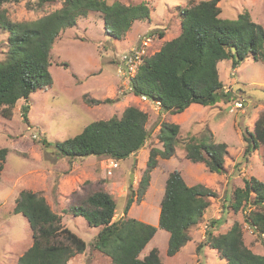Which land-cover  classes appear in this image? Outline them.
<instances>
[{
  "label": "rangeland",
  "instance_id": "rangeland-1",
  "mask_svg": "<svg viewBox=\"0 0 264 264\" xmlns=\"http://www.w3.org/2000/svg\"><path fill=\"white\" fill-rule=\"evenodd\" d=\"M119 1L125 4L147 1L151 17L135 21L125 36L117 39L106 31L100 12L80 16L76 25L63 29L54 42L50 66L53 84L33 92L28 101L19 99L10 118L0 113V149L7 148L0 172V264H17L33 243L27 218L14 213L22 190L31 189L44 195L52 209L62 214L63 222L90 245L68 264H113L110 256V261L98 258V255L102 257L97 253L99 250L94 251L91 246L101 227L90 226L83 216L67 210L88 194L103 189L117 204L114 219L135 217L157 226L166 180L175 169L181 171L188 184L202 183L218 195L210 199L202 220L191 229V240L175 255L167 253L169 232L158 227L140 257L157 247L163 264H226L217 250L208 246L197 250L208 224L215 218H222V223L212 228L215 234L226 232L238 221L246 245L264 254V233L260 234L246 221L249 209L235 211L231 207L233 191L244 186V178L264 181V145L247 158L244 156V135L254 129L255 120L264 111V61L249 56L235 69L231 60L223 61L219 73L225 91L232 93L229 99L207 106L194 103L174 115L163 112L160 102L143 100L133 92L128 78L121 72L120 57L132 47H144L146 57L153 55L165 41L179 35L180 10L201 0ZM218 4L224 17L236 18L238 12L248 10L264 26V0H219ZM61 6V1L39 4L38 0H19L5 2L1 8L11 20L28 21ZM161 30L165 31L164 37L159 35ZM7 39V30L0 26V61L7 56ZM26 104L30 106L29 122L22 115V106ZM130 105L148 113L146 125L151 135L138 152L114 162L96 155L70 158L58 151V142L79 134L94 120L121 116ZM162 121L180 125L179 144L170 158L159 157L146 193L140 200L135 199L125 212L129 197L137 191L143 177L151 148L163 147L158 137ZM206 131L216 141L228 144L224 173L213 172L203 162H192L186 157L185 139ZM132 172L133 188L130 187Z\"/></svg>",
  "mask_w": 264,
  "mask_h": 264
},
{
  "label": "trees",
  "instance_id": "trees-1",
  "mask_svg": "<svg viewBox=\"0 0 264 264\" xmlns=\"http://www.w3.org/2000/svg\"><path fill=\"white\" fill-rule=\"evenodd\" d=\"M9 1L19 0H0V26L8 32L7 56L0 61V113L8 118L19 99L28 101L33 92L53 84L50 66L54 42L63 29L76 25L80 16L100 12L106 31L117 39L123 38L135 21L151 17L147 1L125 4L119 0L112 3L38 0L39 4L61 1L62 6L35 20L14 21L1 8ZM218 2L201 0L180 10L179 35L165 41L153 55L144 56L143 64L131 78L136 95L159 101L162 111L172 115L182 113L194 103L214 105L232 96L229 90L225 91L220 78V61L231 60L233 69L249 56L264 61V26L248 10L236 18L222 16ZM159 35L164 37L165 31L161 30ZM29 109V104L22 106L25 122H29ZM147 120L146 111L135 105L127 106L121 116L94 120L79 134L58 142V151L70 158L96 155L124 160L138 152L150 137ZM179 132L178 123L162 121L158 137L163 147L151 148L143 177L137 191L129 197L125 212L135 199L140 200L146 193L159 157L168 159L175 153ZM247 133L244 135L246 158L264 145V111L255 120L254 129ZM183 147L192 162H203L213 172H225L228 144L216 141L209 131L201 136L189 135ZM6 154L7 148H1L0 172ZM217 195V191L202 183L188 184L181 171L175 169L166 180L157 226L135 217L114 219L117 204L103 189L88 194L67 211L83 216L90 226L101 227L91 246L110 256L113 264H163L157 247L140 257L158 227L169 232L167 253L175 255L191 240V229L202 220L210 199ZM231 207L235 211L249 209L246 221L260 234L264 233L263 180L244 178V186L233 191ZM14 213H22L33 232V243L17 264H68L71 257L87 248V242L63 222L62 214L54 211L42 194L22 190ZM221 223L222 218L210 221L198 251L205 246L217 250L226 264H264V254L246 245L240 222H234L224 233L215 234L212 228Z\"/></svg>",
  "mask_w": 264,
  "mask_h": 264
},
{
  "label": "built area",
  "instance_id": "built-area-1",
  "mask_svg": "<svg viewBox=\"0 0 264 264\" xmlns=\"http://www.w3.org/2000/svg\"><path fill=\"white\" fill-rule=\"evenodd\" d=\"M144 56H146L144 47H132L131 49L123 52V54L121 55L120 61L122 63L121 67L123 68V71L121 72L128 78L129 83L131 81V78L134 77L137 73L141 64H143ZM130 88L132 89V86ZM141 97L143 100L151 101V99L146 95H141ZM113 161L115 162L114 159Z\"/></svg>",
  "mask_w": 264,
  "mask_h": 264
},
{
  "label": "crops",
  "instance_id": "crops-1",
  "mask_svg": "<svg viewBox=\"0 0 264 264\" xmlns=\"http://www.w3.org/2000/svg\"><path fill=\"white\" fill-rule=\"evenodd\" d=\"M222 12H223V11H222ZM237 12H238V11H237ZM238 13H240V12H238ZM226 17H228V16H226ZM229 18H231V17H229ZM223 61H225V60L220 61L219 64H220V63H223ZM99 228H100V227H99ZM99 230H100V229H99ZM98 232H99V231H98ZM89 246H90V245L87 243V248L85 249L84 252L87 251V249H88ZM93 250H94V251H97V249H93ZM84 252L77 253L76 255L79 256V255H81V254L84 253ZM97 253H99V254L102 256V257H99V255H98V258H102V259H105V258H106L108 261H110L111 258H110L109 256H107L106 254H104V253H102V252H100V251H97ZM76 255H74L73 257L76 258ZM73 257H71V258H73ZM104 257H105V258H104ZM108 257H109L110 259H109ZM71 258H70V260H71ZM70 260H69V261H70ZM111 260H112V259H111ZM68 263H69V262H68Z\"/></svg>",
  "mask_w": 264,
  "mask_h": 264
},
{
  "label": "water",
  "instance_id": "water-1",
  "mask_svg": "<svg viewBox=\"0 0 264 264\" xmlns=\"http://www.w3.org/2000/svg\"><path fill=\"white\" fill-rule=\"evenodd\" d=\"M130 177H131V178H130V183H131L130 187L133 188L134 172L131 173V176H130ZM121 219H123V217H121Z\"/></svg>",
  "mask_w": 264,
  "mask_h": 264
}]
</instances>
